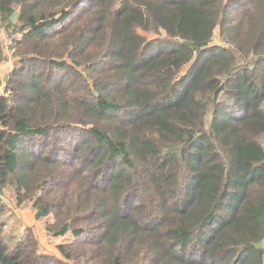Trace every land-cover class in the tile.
<instances>
[{"label": "trees", "instance_id": "1", "mask_svg": "<svg viewBox=\"0 0 264 264\" xmlns=\"http://www.w3.org/2000/svg\"><path fill=\"white\" fill-rule=\"evenodd\" d=\"M0 19L21 36L0 186L66 238L9 240L0 196V264H264V0H0Z\"/></svg>", "mask_w": 264, "mask_h": 264}, {"label": "rangeland", "instance_id": "2", "mask_svg": "<svg viewBox=\"0 0 264 264\" xmlns=\"http://www.w3.org/2000/svg\"><path fill=\"white\" fill-rule=\"evenodd\" d=\"M21 36L19 33L16 32V29L8 27L4 20L0 19V39L3 43L4 48V57L6 60L0 62L4 63L2 69V73L9 71L10 67L12 66V62L16 61V57L12 53H8L5 49V45L7 40L9 39H19ZM219 34L218 30L216 31L214 43L219 42ZM3 80V79H2ZM4 87V80L3 86ZM3 203L5 205V214L1 216V221L5 223L4 226V233L9 237V240L16 241L17 239L21 238L25 235L26 230L28 227H35L38 233V238L40 240V252L43 254L49 255H58L60 257L59 251L57 249L58 244L62 243L66 238L64 237H55L49 235L46 230L45 226L48 221H52V218H44L38 222L35 221V214L32 205L26 203L25 206L17 207L14 200V194L12 191H5V194L2 196ZM32 225V226H31ZM24 228H26L24 230ZM20 232V233H19ZM35 235V232H33ZM36 236V235H35ZM37 237V236H36ZM264 246V241H263Z\"/></svg>", "mask_w": 264, "mask_h": 264}, {"label": "built area", "instance_id": "3", "mask_svg": "<svg viewBox=\"0 0 264 264\" xmlns=\"http://www.w3.org/2000/svg\"><path fill=\"white\" fill-rule=\"evenodd\" d=\"M13 45H14V39L13 38L7 40L6 45H5V49L8 53L14 54L15 48L13 47ZM14 64H15V61L12 62V66L10 67V70H12L14 68Z\"/></svg>", "mask_w": 264, "mask_h": 264}, {"label": "crops", "instance_id": "4", "mask_svg": "<svg viewBox=\"0 0 264 264\" xmlns=\"http://www.w3.org/2000/svg\"><path fill=\"white\" fill-rule=\"evenodd\" d=\"M3 64L4 63H1L0 64V74H1V77H2V79L3 80H5V78L7 77V75L9 74V71L7 70L6 72H4V73H2V67H3ZM35 214V213H34ZM35 221L36 222H38L39 220H37L36 218H35ZM32 226V225H31ZM28 228H30V229H32V231L33 232H35V235L37 236V239L39 240V238H38V233H37V231H36V228L35 227H28ZM26 228H24V230H25ZM20 233V232H19ZM40 241V240H39ZM56 256H58V255H56Z\"/></svg>", "mask_w": 264, "mask_h": 264}, {"label": "water", "instance_id": "5", "mask_svg": "<svg viewBox=\"0 0 264 264\" xmlns=\"http://www.w3.org/2000/svg\"><path fill=\"white\" fill-rule=\"evenodd\" d=\"M20 9H17L12 15H11V21L15 23L18 20ZM5 191L4 189L0 186V195H4Z\"/></svg>", "mask_w": 264, "mask_h": 264}]
</instances>
